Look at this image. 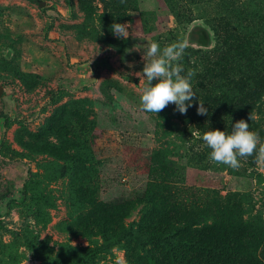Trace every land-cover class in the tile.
<instances>
[{
	"label": "rangeland",
	"instance_id": "374dc122",
	"mask_svg": "<svg viewBox=\"0 0 264 264\" xmlns=\"http://www.w3.org/2000/svg\"><path fill=\"white\" fill-rule=\"evenodd\" d=\"M114 23L130 25L126 40L113 34ZM225 24L252 34L264 51V0H0V264H129L123 242L84 233L79 218L153 188L156 152L172 191L189 201L197 189L236 192L247 215L264 218V165L256 157L239 169L215 164L202 140L210 130L231 133L243 119L213 116L215 86L200 74ZM179 40L188 43L185 73H196L193 106L186 114L172 103L146 112L148 82L136 75L144 50ZM252 55L242 54L238 66L248 67ZM256 58L264 65V53ZM259 120L264 126V114ZM145 205L130 211L131 226ZM80 258L86 262L74 263Z\"/></svg>",
	"mask_w": 264,
	"mask_h": 264
},
{
	"label": "trees",
	"instance_id": "16d2710c",
	"mask_svg": "<svg viewBox=\"0 0 264 264\" xmlns=\"http://www.w3.org/2000/svg\"><path fill=\"white\" fill-rule=\"evenodd\" d=\"M229 29L223 26L221 47L200 73L215 86L212 101L219 112L213 116L222 113L249 121L252 114L253 129L263 138L259 119L264 114V65L257 63L256 56L264 51L255 49L252 34H232ZM246 53L253 54L250 65L240 68L237 62ZM153 161L158 164L154 169L160 182L137 197L116 199L110 211L82 215L79 229L123 242L129 264H264V218L247 215L238 193L223 194L209 187L197 189L196 199L189 201L169 187L163 176L167 164L159 152ZM140 203L147 206L133 227L127 219Z\"/></svg>",
	"mask_w": 264,
	"mask_h": 264
},
{
	"label": "clouds",
	"instance_id": "9594fccd",
	"mask_svg": "<svg viewBox=\"0 0 264 264\" xmlns=\"http://www.w3.org/2000/svg\"><path fill=\"white\" fill-rule=\"evenodd\" d=\"M130 25L114 23L111 28L118 39L128 38ZM187 41L179 40L161 48L159 42H149L144 50L146 60L142 72L136 73L140 81L147 79L148 86L143 88L141 106L146 112L159 114L170 103L176 105V110L186 114L193 106L197 92L191 83L196 75L192 69H185L180 61L183 59ZM151 58V59H149ZM153 80L158 82L153 85ZM197 112L205 115L208 109L200 99ZM250 119H254L252 114ZM202 140L211 149L209 160L215 164H224L232 169H239L241 160L250 156L256 157L259 165H264V142H261L258 132L251 130L249 123L238 120L232 127L231 133L219 129L210 130L203 134Z\"/></svg>",
	"mask_w": 264,
	"mask_h": 264
},
{
	"label": "built area",
	"instance_id": "2783aa9c",
	"mask_svg": "<svg viewBox=\"0 0 264 264\" xmlns=\"http://www.w3.org/2000/svg\"><path fill=\"white\" fill-rule=\"evenodd\" d=\"M26 264H41V262L37 259H29L27 260Z\"/></svg>",
	"mask_w": 264,
	"mask_h": 264
},
{
	"label": "water",
	"instance_id": "95a60500",
	"mask_svg": "<svg viewBox=\"0 0 264 264\" xmlns=\"http://www.w3.org/2000/svg\"><path fill=\"white\" fill-rule=\"evenodd\" d=\"M2 91H3V88H2V86L0 85V94H2Z\"/></svg>",
	"mask_w": 264,
	"mask_h": 264
}]
</instances>
